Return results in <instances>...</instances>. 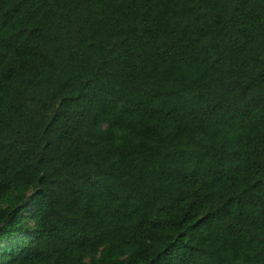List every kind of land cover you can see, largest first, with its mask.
Returning a JSON list of instances; mask_svg holds the SVG:
<instances>
[{"label": "trees", "instance_id": "16d2710c", "mask_svg": "<svg viewBox=\"0 0 264 264\" xmlns=\"http://www.w3.org/2000/svg\"><path fill=\"white\" fill-rule=\"evenodd\" d=\"M0 264H264V0H0Z\"/></svg>", "mask_w": 264, "mask_h": 264}]
</instances>
